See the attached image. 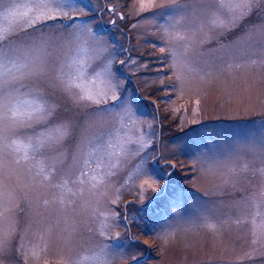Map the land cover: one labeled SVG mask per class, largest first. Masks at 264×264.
<instances>
[{
  "label": "rangeland",
  "instance_id": "374dc122",
  "mask_svg": "<svg viewBox=\"0 0 264 264\" xmlns=\"http://www.w3.org/2000/svg\"><path fill=\"white\" fill-rule=\"evenodd\" d=\"M17 2L25 3L26 0ZM90 2L94 11L70 12L68 17L48 21L49 26L43 27V33L51 38L55 47V51L53 48L49 51L58 59L73 54L75 44L60 47L65 38L70 39L68 33L71 30L63 26L70 23L72 16H79L80 20L94 16V29L102 22V39L109 49L105 57L116 49L115 66H119V60L129 57L134 61L123 67L120 75L125 77L121 81L125 94L128 97L136 95L146 105L141 115L142 129L147 130V125L152 124L155 132L151 147L142 153L149 156L145 167L149 171L154 168L171 171L172 175L166 178V184L160 182V192L153 193L145 186L144 201L141 202L139 186L149 177L134 176L128 181L140 157L128 158L95 189L91 188L94 182L90 176L84 177L83 185L71 183L79 171L75 169L69 187L76 195L62 193L61 189L51 185L62 182L63 169L72 162L71 156L79 139L78 132L74 133L61 146L66 158L62 164H57V171L51 181L46 182L45 188L29 189L24 186L28 183L27 176L18 179L17 173L11 174L9 188L15 196L8 205L11 235L7 237L5 250L0 253V264H65L69 259L75 261L83 256L103 255L101 249L110 252L111 264H264V240L253 236L251 223H235L237 217L245 214V202L257 196L264 187V174L260 171L264 168L260 140L264 129V83L260 77L264 76V68L256 64L246 69H233L221 80L201 85L198 94L176 98V94L171 93L172 102L164 103L161 98L165 93L161 89L170 81L163 73H170L171 69L166 65L161 70L160 66L165 62L160 58L165 54L159 51L169 39L163 26L176 17L182 18L177 29L181 35L193 32L198 41L201 35L195 30L201 26L207 33L205 43H196L186 53L195 70L192 75L208 70L222 71L225 60L239 63L248 58L259 60L264 45L255 36L247 53L237 52V48H248V33L264 25V13L254 12L230 30H219L207 28L208 7L213 0H180L175 6L169 5L168 0H156L164 7L150 6L143 11L141 0ZM109 7L115 11H106ZM111 20H115V24H110ZM7 23L0 18V25ZM28 32L32 30L28 29ZM17 36L24 37L25 33L18 31L9 38L16 39ZM101 63L102 60L95 61L89 73ZM233 78L239 86H234V91L230 92L224 81L230 84ZM39 87L62 105L61 116L70 117L74 112L84 110L76 109L63 93L53 90L45 81L39 82ZM197 98L201 101L200 110L193 113V102ZM150 101H155L156 106L153 107ZM181 105L186 111L181 108L175 112L174 109ZM104 126L111 127L112 122ZM41 130V125L22 129L21 137L32 136ZM199 154L208 161L221 160L237 166L247 164L248 170L239 172L234 183L225 184L219 175H205L198 167L194 169V158ZM43 156H48L46 162H51L52 153L46 151L37 159ZM232 157H235L234 161ZM169 164H175V170L167 168ZM220 172H226V169L221 168ZM189 176L193 179H188ZM81 187L83 194L78 192ZM62 197L63 205L60 203ZM117 197V203L113 204ZM45 199L49 201L47 206L43 204ZM116 212L120 213V218L113 220L112 213ZM101 213H107L108 218L105 220ZM125 216L128 217L126 222ZM205 216L212 223H227L213 232L199 226ZM102 221L107 225L103 229L104 235H101ZM176 224L180 227L174 237L165 240L164 230ZM117 232L120 233L118 240L115 238ZM106 245L111 247L105 248Z\"/></svg>",
  "mask_w": 264,
  "mask_h": 264
},
{
  "label": "snow or ice",
  "instance_id": "6c2138e0",
  "mask_svg": "<svg viewBox=\"0 0 264 264\" xmlns=\"http://www.w3.org/2000/svg\"><path fill=\"white\" fill-rule=\"evenodd\" d=\"M168 3L175 6L180 0H168ZM150 6L164 7L157 4L156 0H141V11ZM86 10L94 11L90 0H26L25 3H19L17 0H0V18L8 22L6 26L0 25V253L5 250V242L11 235L12 221L8 216L10 211L8 205L15 199L13 191L9 188L11 174L17 173L18 179L20 176H27L28 183L24 186L29 189L45 188L48 186L46 182L51 181L56 173L57 164H62L66 158L61 146L76 132L79 139L76 151L71 156L72 162L63 169L62 182L51 185L61 189L62 193L76 195L69 187L70 177L75 169L79 171L71 183L83 185L84 177L90 176V180L94 182L91 188L95 189L107 176L113 175V170L120 167L122 161L128 158L140 157V162L129 174L128 181L134 176L149 177L139 186L141 202L144 201L145 186L153 193L160 192L162 190L160 182L164 181L166 184V178L172 175L171 171L155 168L149 171L145 167L149 156L142 153L151 147L155 132L152 130V124L147 125V130L142 129L141 115L146 105L136 95L128 97L125 94V86L121 83L125 77L120 75L123 67L134 61L129 57L127 60H119V66H115L118 60L116 49L105 57L109 49L102 39V22L94 29L92 27L94 16L85 20H80L79 16H72L70 23L63 26L71 30L68 33L70 39L65 38L60 47L75 44L73 54L58 59L49 51V48L55 51V47L51 38L43 33V27L49 26L48 21L68 17L70 12L84 13ZM106 11L115 10L109 7ZM257 11L264 13V0H213L208 7L207 28L230 30L246 16ZM181 19L173 17L166 26H163L169 39L159 47V51L165 54L160 58L165 62L160 67L163 70L167 65L171 69L170 73H163L170 81L167 87L161 89L165 93L161 98L164 103L172 102L171 93H175L176 98H183L186 94H198L201 85L219 81L233 69H246L249 65L256 64L264 68L262 47L259 60L248 58L243 63L225 60L222 71L208 70L192 75L195 70L186 53L194 48L196 43L201 45L205 43L207 33L201 26L195 30L201 35L198 41L193 32L181 35L177 31ZM109 23L115 24V20ZM28 29L32 32L29 33ZM18 31L24 32L25 36L9 38ZM34 33L39 35H33ZM253 36L264 45V25L248 33V48H237V52L247 53L252 47ZM181 41L184 43H180ZM99 60H102L100 66L89 73L92 64ZM260 80L264 83V76H261ZM25 81L36 83L26 84ZM41 81H45L53 90L63 93L66 100L76 109L84 110L76 111L70 117L61 116L59 110L62 105L45 94L39 87ZM224 83L230 92L234 91V86H239L235 78L230 84L228 81ZM245 85L247 86V79ZM150 102L153 107L156 106L155 101ZM193 103V113L199 112L200 99H195ZM181 108L186 111L184 105L174 111L179 112ZM109 121L112 122V126L105 127ZM35 125L43 126V130L35 132L32 136L21 137L22 129L33 128ZM260 140L261 151L264 152V129L261 130ZM46 151L52 153L50 163L46 162L48 156L37 159L38 155H43ZM232 160L234 161L235 157H232ZM166 167L175 170L176 165L169 164ZM197 167L205 175H219L225 184L234 183V178L239 172L248 170L247 164L237 166L221 160L208 161L203 158V154L194 158V169ZM221 168L226 169V172H220ZM260 171L264 174V168ZM187 178L193 179L191 176ZM78 192L83 194V187L79 188ZM25 196L27 197V193ZM118 199L119 197L112 203L116 204ZM60 203L64 204L63 197ZM71 203L69 201V204ZM43 204L47 206L49 201L45 199ZM249 208L251 211H248ZM100 215L105 220L108 218L107 213ZM119 218V212L112 213L113 220ZM201 219L203 223L199 226L213 232L219 231L223 224L227 223V221L212 223L206 216ZM124 220L126 222L128 217L125 216ZM244 222L252 224L254 237L264 240V187L257 196L245 202V214L235 220L237 224ZM106 226L102 221L101 235L105 234L103 229ZM179 227V224L168 226L164 230L163 238L167 240L174 237ZM119 237L120 233L117 232L115 238L118 240ZM255 242L254 239L253 243ZM101 253L103 255L83 256L75 261L69 259L65 264H111L108 258L110 252L101 249Z\"/></svg>",
  "mask_w": 264,
  "mask_h": 264
}]
</instances>
